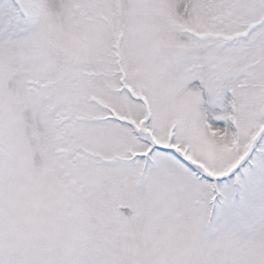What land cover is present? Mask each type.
<instances>
[{
  "label": "snow or ice",
  "instance_id": "6c2138e0",
  "mask_svg": "<svg viewBox=\"0 0 264 264\" xmlns=\"http://www.w3.org/2000/svg\"><path fill=\"white\" fill-rule=\"evenodd\" d=\"M0 264H264V0H0Z\"/></svg>",
  "mask_w": 264,
  "mask_h": 264
}]
</instances>
